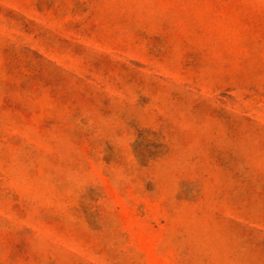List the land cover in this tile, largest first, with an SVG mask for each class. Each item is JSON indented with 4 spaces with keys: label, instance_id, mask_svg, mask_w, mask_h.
Listing matches in <instances>:
<instances>
[{
    "label": "rangeland",
    "instance_id": "374dc122",
    "mask_svg": "<svg viewBox=\"0 0 264 264\" xmlns=\"http://www.w3.org/2000/svg\"><path fill=\"white\" fill-rule=\"evenodd\" d=\"M0 264H264V0H0Z\"/></svg>",
    "mask_w": 264,
    "mask_h": 264
}]
</instances>
